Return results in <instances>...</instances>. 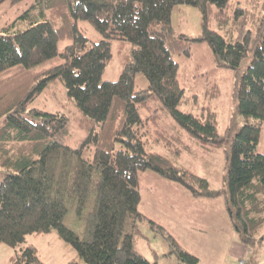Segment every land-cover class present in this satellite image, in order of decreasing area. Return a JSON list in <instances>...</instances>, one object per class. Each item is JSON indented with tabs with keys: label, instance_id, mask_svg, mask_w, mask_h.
<instances>
[{
	"label": "trees",
	"instance_id": "obj_1",
	"mask_svg": "<svg viewBox=\"0 0 264 264\" xmlns=\"http://www.w3.org/2000/svg\"><path fill=\"white\" fill-rule=\"evenodd\" d=\"M40 2L50 16L43 9V17L25 29L4 28L0 34V243L14 248L11 264H45L34 246H19L28 234L52 230L78 252L66 264H156L135 241L138 221L146 217L139 210V172L148 168L180 181L194 196L224 195L240 240L251 247L261 242L264 153L257 151V144L264 123V16L231 0ZM181 4L200 8V35L177 33L172 13ZM79 19L89 20L102 38L89 44ZM250 23L257 29L253 46ZM61 38L71 39L63 50L58 46ZM114 38L129 41L131 51L120 77L102 80ZM195 40L207 41L217 65L226 68L241 69L252 51L235 91L244 124L233 132L230 127L228 135L220 134L212 108L198 114L178 107L186 89L174 54L190 55ZM139 71L148 78L147 88L136 87ZM59 79L81 112L79 125L86 131L76 146L63 142L69 132L65 113L29 106ZM152 99L203 145L226 144L223 187H212L206 177L152 148L162 143L171 149L174 139L182 140L161 127L151 129L148 119L157 122L159 116L158 108L151 109ZM140 108L151 111L147 119ZM87 150L92 152L86 155ZM72 205L79 212L89 207L82 235L64 223ZM148 219L167 239L176 264L199 263L165 226Z\"/></svg>",
	"mask_w": 264,
	"mask_h": 264
},
{
	"label": "rangeland",
	"instance_id": "obj_2",
	"mask_svg": "<svg viewBox=\"0 0 264 264\" xmlns=\"http://www.w3.org/2000/svg\"><path fill=\"white\" fill-rule=\"evenodd\" d=\"M231 2L255 11L259 17L264 16V0H231ZM43 9L45 15L50 16V10L43 7L40 0H2L0 34L6 31L4 28L10 31L25 29L36 19L43 17ZM172 20L177 33L198 36L202 32V14L198 6L192 4L176 6ZM78 24L89 37V44L102 38V34L89 20L79 19ZM213 25L217 28L216 22ZM250 27L252 28L251 46H253L257 38L256 24L250 23ZM70 41L69 38H61L58 43L59 49L63 50ZM131 46L129 41L112 39L113 54L105 67L102 80H117L120 77L124 59L130 53ZM251 52L241 69L217 65L212 48L205 40L193 41L190 55L175 53L174 58L180 65L179 79L186 89L184 100L178 107L198 114L210 107L217 112L220 134L228 135L231 132L230 127L232 132L238 130L244 124V118L236 106V82L239 73L250 61ZM148 85L147 76L143 72H137L136 87L147 88ZM150 105L151 109L158 108L159 115L157 122L148 119L151 129L161 127L182 138L181 141L174 139L171 149L162 143H155L152 148L168 154L180 166L206 177L212 187H223L227 170L226 144L203 145L165 108L161 107L158 99H152ZM29 106L63 112L69 117V132L63 137L65 144L76 146L86 136V131L79 125L81 112L74 100L68 96L67 87L62 80L52 81L30 102ZM140 113L144 119H147L151 111L140 108ZM177 146L182 148L180 153L173 152ZM257 151L264 153V123ZM91 152L87 150L86 155ZM2 173L1 171L0 177ZM139 189L141 193L139 210L146 217L138 221L140 231L135 238L136 248L152 262L176 264L178 258L175 253H170L167 239L151 227L148 218L165 226L187 250L197 255L198 264H238L241 260L240 256L229 250L231 248L241 253V250L235 248L232 243H242V241L232 226L224 196L219 195L216 198L194 196L183 183L168 179L152 168L139 172ZM93 198L94 195L89 205L93 204ZM88 210L89 207H86L79 212L76 206L72 205L64 216V223L82 235L85 213ZM129 218L131 220V217ZM129 230L128 226L127 231ZM261 233L264 234V225ZM26 245L34 246L45 264H66L67 261L78 256L74 246L60 237L56 230L28 234L27 241L19 247ZM248 248H254L264 254V239ZM13 252L12 246L0 243V264H11L9 257ZM249 256V253L243 256L245 261L249 262L246 260Z\"/></svg>",
	"mask_w": 264,
	"mask_h": 264
},
{
	"label": "crops",
	"instance_id": "obj_3",
	"mask_svg": "<svg viewBox=\"0 0 264 264\" xmlns=\"http://www.w3.org/2000/svg\"><path fill=\"white\" fill-rule=\"evenodd\" d=\"M220 196H224V195H220ZM218 197V196H216ZM215 197V198H216ZM206 198H209V197H206ZM219 199V198H218ZM224 199H225V196H224ZM221 201V200H220ZM225 201V207H226V200ZM221 203V202H220ZM227 208V207H226ZM232 245L237 248L238 250H241V253H238V251L234 250V249H231L229 248V250L236 254L237 256H240L241 257V260H245L243 258V256H247L248 253L250 254V258L248 257L246 260H249V264H264V254L260 251H256L254 248L253 249H249L248 245H246L245 243H232ZM248 246V247H247ZM241 260H239L238 264H240Z\"/></svg>",
	"mask_w": 264,
	"mask_h": 264
},
{
	"label": "built area",
	"instance_id": "obj_4",
	"mask_svg": "<svg viewBox=\"0 0 264 264\" xmlns=\"http://www.w3.org/2000/svg\"><path fill=\"white\" fill-rule=\"evenodd\" d=\"M240 264H249V262L245 261V260H241Z\"/></svg>",
	"mask_w": 264,
	"mask_h": 264
}]
</instances>
